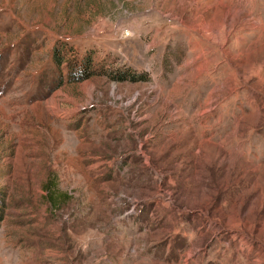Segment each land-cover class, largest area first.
<instances>
[{"label":"rangeland","instance_id":"rangeland-1","mask_svg":"<svg viewBox=\"0 0 264 264\" xmlns=\"http://www.w3.org/2000/svg\"><path fill=\"white\" fill-rule=\"evenodd\" d=\"M0 194V264H264V0H0Z\"/></svg>","mask_w":264,"mask_h":264},{"label":"trees","instance_id":"trees-1","mask_svg":"<svg viewBox=\"0 0 264 264\" xmlns=\"http://www.w3.org/2000/svg\"><path fill=\"white\" fill-rule=\"evenodd\" d=\"M87 59H86V62L82 65V66H80V69H79V72L80 73H78V79H83V78H87L88 76H89V73H88V70L87 71H82L83 69H84V67H86L87 65H88V61H89V59H88V57H86ZM82 72H84V73H82ZM86 72V73H85ZM121 76H118L116 73H115V78H117V79H119V80H121L124 76H122V74L121 73H119ZM137 78H138V76H132V79H134V80H137ZM46 188H47V191L49 192V194H50V197H51V199L52 200H54V197H53V195H52V193H53V190H52V186L51 185H46ZM63 197H66V195L64 194L63 195ZM4 205H5V202H4V196H2V194H0V220H2L3 219V215H4Z\"/></svg>","mask_w":264,"mask_h":264},{"label":"bare ground","instance_id":"bare-ground-1","mask_svg":"<svg viewBox=\"0 0 264 264\" xmlns=\"http://www.w3.org/2000/svg\"><path fill=\"white\" fill-rule=\"evenodd\" d=\"M54 111L56 110L55 108H52Z\"/></svg>","mask_w":264,"mask_h":264}]
</instances>
